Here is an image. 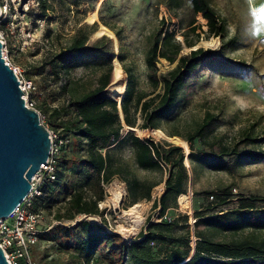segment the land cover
Here are the masks:
<instances>
[{
  "label": "rangeland",
  "instance_id": "1",
  "mask_svg": "<svg viewBox=\"0 0 264 264\" xmlns=\"http://www.w3.org/2000/svg\"><path fill=\"white\" fill-rule=\"evenodd\" d=\"M208 1L226 24L223 36L213 37L207 34L206 20L201 14L193 13L191 0H48L51 8L45 16H41L40 6L29 11L28 16L33 21L41 22L31 25L29 22L26 24L25 21H19L15 24L17 31L14 36H6L0 29V36L6 39L9 60L20 69L23 79L36 86L30 98L35 102L44 126L51 129H55L54 125L57 123L52 118L54 110L60 112L63 121L67 119L65 113L71 111L67 105L69 94L65 95L59 90L61 85L68 83L72 98H78L97 86L101 74L112 70L111 82L103 95L120 103L127 86V74L123 67L133 76L136 93L145 96L143 101L150 99L148 112L158 106L161 102L158 95L162 93L163 87L162 84L156 89L152 87L146 66V53L154 34L159 31H171L177 40L187 39L195 43L192 48L183 47L182 54H188L196 48L215 54L200 64L184 81L175 105L154 121L157 129H141L144 120L140 113L136 115L138 126L133 133L141 140L152 139L157 143L167 142L183 147L181 149L189 176L185 194L188 199L183 200L181 205L177 200V208L168 209L160 217L159 208L153 209V201L162 194L161 189H164L169 168L154 172L139 169L135 164L132 145L125 142L118 147L117 157L138 178L159 182L152 190L150 201L138 202L142 220L133 230L130 240L120 234V228L131 229V222L125 211L132 206L127 197L126 185L120 178H114L104 185L106 195L97 204L101 211L97 222L89 221L82 215L71 218L73 214L68 208V192L64 184H59L52 190L51 200L44 211L40 225L42 230L57 225L65 226L63 219L74 220V224L81 219L91 225L84 228L70 224L72 228L68 243H74L90 233L102 234L109 230L128 244L141 229L146 228L148 221L158 222L186 215L193 245L194 211L208 208L210 210L206 213H218L235 208L239 197H264V158H224V161L229 160L225 170L196 162L193 173L185 155L188 152L196 155H206L211 151L218 153L222 145L232 147L245 133L257 138L258 142L239 144L237 150L264 153V0ZM78 30L81 31L80 36L88 35L85 48L75 53L65 52L57 60L56 63L61 67L60 75L52 79L47 74H44V78L36 74L39 68L44 67L45 73L48 71L54 56L69 45ZM27 32H30V39L33 41L28 39L25 43L23 38L28 37ZM102 37L104 39L101 40ZM230 39L234 41L232 44H228ZM112 58L115 70L124 75V78L117 79L113 85ZM156 66L157 75L161 76L171 70L174 64L160 58ZM64 68L68 69L67 73H64ZM112 91H116L119 96H113ZM206 113L215 118L209 126L208 136L189 140ZM128 131L130 130L124 126L121 137ZM173 134L183 140L171 137ZM71 138L73 144L77 145L76 136L71 135ZM178 142L180 144H175ZM81 154L83 155L82 152ZM70 172L72 169L68 170V175ZM53 186L54 184L49 187ZM220 188H229L232 193L231 201L226 206L212 207L204 196L198 194ZM113 189L123 191L119 203L112 200ZM57 215L62 218L57 220ZM198 229L216 241L264 246V203L257 204L256 210L246 219L235 220L229 229L203 225ZM46 239L52 243L42 241L32 251L35 264L77 263L72 250L58 247L52 238ZM109 253L107 248L100 247L96 256L107 262L122 263L109 259Z\"/></svg>",
  "mask_w": 264,
  "mask_h": 264
},
{
  "label": "trees",
  "instance_id": "2",
  "mask_svg": "<svg viewBox=\"0 0 264 264\" xmlns=\"http://www.w3.org/2000/svg\"><path fill=\"white\" fill-rule=\"evenodd\" d=\"M191 5L193 13L201 14L202 18L206 20L208 35L217 37L226 33V24L223 23L208 0H191ZM39 6L42 12L41 16H45L47 10L51 8L48 0H39ZM80 32L78 30L69 45L54 56L53 64L49 65L46 73L43 67L37 69L36 74L42 78H44V74L52 79L57 78L61 71L59 63H56L57 60L65 52L75 53L85 48L88 35L80 36ZM115 35L118 37L117 33ZM233 42V39H230L228 44ZM194 45L195 43L187 39L184 41L177 40L171 31H159L154 34L146 53V66L152 87L156 89L162 84L163 89L162 93L158 95L161 98L160 104L150 112H148L150 99L143 101L145 96L136 93L133 76L128 69L123 67L127 74V86L121 101L123 121L118 116V102L110 96L103 95V91L111 82L112 70L101 74L97 86L78 98H72L68 83L60 86L59 90L63 94H69L67 105L71 111L65 113L67 119L64 121L61 120L60 112L57 110L52 112V118L57 121L54 130L61 129L62 133L70 136V143L58 157L57 180L45 186V195L35 203V209L44 213L48 202L51 200L52 190H55L59 184H64L68 192L69 212L73 214L71 218L76 215H98L97 217H101V211L97 204L103 201L106 195L104 185L109 184L114 178H120L125 183L127 197L131 200V205L143 200L150 201L152 190L159 185V182L138 178L127 164L117 157L118 147L125 142L132 145L135 164L139 169L154 172L169 168L164 192L153 201V209L159 208L160 217L164 216L168 209L177 208V200L181 205L183 200L188 199L185 194L189 176L184 165L185 157L181 149L182 146L179 145L180 147H178L167 142L157 143L152 139L141 140L131 131L121 137V131L124 126L132 128L138 126L136 117L138 113L144 120L140 126L141 129H157L154 121L175 105L184 81L200 64L215 55L205 52L202 48H196L189 51L188 54H182L183 47L192 48ZM160 58L165 59L169 64H174V66L164 75L158 76L156 64ZM111 66H113V85L117 79L124 78V75L121 71H116L114 65ZM66 69L64 68V73H67L68 69ZM214 120L213 115L206 113L195 132L188 139L206 138L209 126ZM71 135L78 139L77 145L73 144ZM170 136L180 138L176 134ZM257 142V138L245 133L243 138L232 147L222 145L218 153L211 151L206 155H196L193 152H188L189 154L185 153V155L193 173L196 162L214 169L225 170L229 160L224 161V158L230 159L235 156L252 160L264 158V153L237 150L239 144H255ZM113 144L114 146L111 147ZM175 144L178 145L180 142ZM69 169H72V172L68 175ZM52 184L54 186L50 188L49 186ZM198 194L204 196L208 205L212 207L226 206L232 198L229 188L205 190ZM210 198L211 201H209ZM259 203H264V197L252 195L239 197L238 205L227 211L206 213L210 210L208 208L194 211L193 245L186 215H178L173 219H162L158 222L148 221L146 228L141 229L136 238L128 244L124 243L118 235L105 231L102 234L90 233L74 243H68L67 239L72 227L62 225L43 229L45 231L40 234V239L52 243L46 239L52 238L58 247L72 250L71 253L76 256V264H89L90 261L107 262L96 256L100 247L109 250V259H113L114 262H121L126 255L129 264H264V246L246 242L216 241L206 232L198 229L200 225L209 228L229 229L235 220L246 219L249 214L256 210ZM56 218L60 220L62 216L57 215ZM63 221L65 225L74 222V220L69 221L67 219H63ZM89 225L91 224L88 221L81 220L76 222L74 227L88 228Z\"/></svg>",
  "mask_w": 264,
  "mask_h": 264
},
{
  "label": "built area",
  "instance_id": "3",
  "mask_svg": "<svg viewBox=\"0 0 264 264\" xmlns=\"http://www.w3.org/2000/svg\"><path fill=\"white\" fill-rule=\"evenodd\" d=\"M38 7L39 0H0V29L3 31V34L14 36L17 31L15 24L19 21H25L26 24L29 22L31 25L41 22L39 20L33 21L28 16L30 15V9L35 10ZM27 35L28 37L23 38L26 41L25 43H27L28 39L33 41L32 38L30 39V32H27ZM0 42L5 62L18 77L26 106L36 110V104L30 98L35 90V86L31 81L23 79L20 69L9 60L6 39L0 36ZM41 123L43 124V120H41ZM44 127L47 129L50 139L49 156L32 176L30 180L31 188L22 202L6 219L0 220V248L9 264H35L32 251L36 246L41 244L40 234L45 231L40 228L44 213L41 210L35 209V203L45 195V186L57 180L58 157L70 143V136L62 133L61 129L54 130L47 126ZM163 192L164 189L162 188L161 193ZM70 224L72 225V223ZM70 224L65 226L68 227ZM107 232L110 231L107 230ZM89 264L115 263L90 261ZM121 264H129L126 255H124Z\"/></svg>",
  "mask_w": 264,
  "mask_h": 264
},
{
  "label": "water",
  "instance_id": "4",
  "mask_svg": "<svg viewBox=\"0 0 264 264\" xmlns=\"http://www.w3.org/2000/svg\"><path fill=\"white\" fill-rule=\"evenodd\" d=\"M22 96L18 77L5 62L0 42V220L22 202L32 176L49 156L48 131L39 112L27 107ZM118 111L123 121L121 102ZM0 264H9L1 248Z\"/></svg>",
  "mask_w": 264,
  "mask_h": 264
},
{
  "label": "bare ground",
  "instance_id": "5",
  "mask_svg": "<svg viewBox=\"0 0 264 264\" xmlns=\"http://www.w3.org/2000/svg\"><path fill=\"white\" fill-rule=\"evenodd\" d=\"M112 95L117 96L118 94L116 91H112ZM128 129L135 130V128H128ZM112 195H113V197H112L113 202L119 203L121 201L122 196H123V191H118V190L113 189ZM125 215H126L127 219H129V221L131 222L130 223L131 229L120 228V234H122L125 239L130 240V236L132 235L133 230L135 229V227H137L141 223V220H142V217L140 215V205L138 203L132 205L127 211H125ZM82 217L83 218L85 217L89 221H92V222L98 221V217L95 215H84ZM76 222H77V220H76ZM73 224L74 223H72V225Z\"/></svg>",
  "mask_w": 264,
  "mask_h": 264
}]
</instances>
